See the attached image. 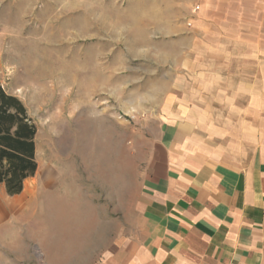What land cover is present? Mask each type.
<instances>
[{"label":"crops","instance_id":"obj_1","mask_svg":"<svg viewBox=\"0 0 264 264\" xmlns=\"http://www.w3.org/2000/svg\"><path fill=\"white\" fill-rule=\"evenodd\" d=\"M185 5L195 70L146 118L139 191L111 211L55 167L1 184L0 264H264V0Z\"/></svg>","mask_w":264,"mask_h":264},{"label":"rangeland","instance_id":"obj_2","mask_svg":"<svg viewBox=\"0 0 264 264\" xmlns=\"http://www.w3.org/2000/svg\"><path fill=\"white\" fill-rule=\"evenodd\" d=\"M186 1L0 2V84L36 127L38 167L111 211L139 191L146 118L195 70Z\"/></svg>","mask_w":264,"mask_h":264},{"label":"trees","instance_id":"obj_3","mask_svg":"<svg viewBox=\"0 0 264 264\" xmlns=\"http://www.w3.org/2000/svg\"><path fill=\"white\" fill-rule=\"evenodd\" d=\"M36 134L23 103L0 84V185L9 196L22 193L25 180L38 170Z\"/></svg>","mask_w":264,"mask_h":264},{"label":"built area","instance_id":"obj_4","mask_svg":"<svg viewBox=\"0 0 264 264\" xmlns=\"http://www.w3.org/2000/svg\"><path fill=\"white\" fill-rule=\"evenodd\" d=\"M197 9H198V8H196V10H197ZM196 10H195V11H196Z\"/></svg>","mask_w":264,"mask_h":264},{"label":"bare ground","instance_id":"obj_5","mask_svg":"<svg viewBox=\"0 0 264 264\" xmlns=\"http://www.w3.org/2000/svg\"><path fill=\"white\" fill-rule=\"evenodd\" d=\"M22 91V90H21Z\"/></svg>","mask_w":264,"mask_h":264}]
</instances>
